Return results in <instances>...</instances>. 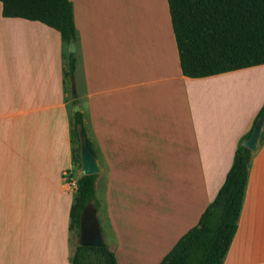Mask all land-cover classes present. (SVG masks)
Returning a JSON list of instances; mask_svg holds the SVG:
<instances>
[{
    "label": "crops",
    "instance_id": "crops-1",
    "mask_svg": "<svg viewBox=\"0 0 264 264\" xmlns=\"http://www.w3.org/2000/svg\"><path fill=\"white\" fill-rule=\"evenodd\" d=\"M111 1L71 0L73 51L45 24L3 17L0 3V264H71L75 190L64 173L77 178L83 166L118 264L159 263L215 198L264 102V63L185 76L167 0V27L158 0L155 20L131 27ZM75 105L85 130L77 165ZM222 264H264V140Z\"/></svg>",
    "mask_w": 264,
    "mask_h": 264
},
{
    "label": "trees",
    "instance_id": "trees-1",
    "mask_svg": "<svg viewBox=\"0 0 264 264\" xmlns=\"http://www.w3.org/2000/svg\"><path fill=\"white\" fill-rule=\"evenodd\" d=\"M1 15L38 21L58 31L63 43L75 38L71 0H0ZM182 74L204 77L264 63V0H167ZM75 57L66 55L64 77L74 76ZM76 100H72L75 102ZM264 119V102L249 130L234 151L232 164L215 198L197 224L180 236L157 264H222L239 219L248 172L254 152L264 140V120L256 149L242 144L258 119ZM79 130L85 135L82 113L73 112L72 162L79 164ZM87 144L89 145L88 139ZM69 228L79 237V217L94 199L95 175L76 178ZM71 264H118L106 246L76 244Z\"/></svg>",
    "mask_w": 264,
    "mask_h": 264
},
{
    "label": "water",
    "instance_id": "water-1",
    "mask_svg": "<svg viewBox=\"0 0 264 264\" xmlns=\"http://www.w3.org/2000/svg\"><path fill=\"white\" fill-rule=\"evenodd\" d=\"M73 44H70V51H73ZM71 96L77 98L76 89L73 80L71 81ZM79 109L78 105L74 106V111ZM263 117L259 118L255 124L250 136L242 141V144L250 150L256 149V144L263 124ZM79 136L82 137L83 133L79 130ZM90 170L87 166H83L82 173L89 174ZM78 245H90V246H106L107 241L104 239L99 222L96 216V210L93 207L91 200H88L84 208L82 209L79 217V237Z\"/></svg>",
    "mask_w": 264,
    "mask_h": 264
},
{
    "label": "rangeland",
    "instance_id": "rangeland-1",
    "mask_svg": "<svg viewBox=\"0 0 264 264\" xmlns=\"http://www.w3.org/2000/svg\"><path fill=\"white\" fill-rule=\"evenodd\" d=\"M156 1L157 0H113L111 2L113 9H115L119 13L122 22L123 19L126 18L127 25L131 27L133 23H138L139 21H144V20L148 21L151 14L153 15L155 20ZM158 1H159V10L161 15L160 25L161 27H167V23H165V17H164V1L163 0H158ZM79 173L81 175L82 168H80ZM66 175L67 178L73 177V172L72 173L67 172ZM73 178H75V174ZM92 205L94 207L95 205L94 202ZM71 243L73 246L78 243V237L75 229L71 230Z\"/></svg>",
    "mask_w": 264,
    "mask_h": 264
},
{
    "label": "built area",
    "instance_id": "built-area-1",
    "mask_svg": "<svg viewBox=\"0 0 264 264\" xmlns=\"http://www.w3.org/2000/svg\"><path fill=\"white\" fill-rule=\"evenodd\" d=\"M67 172L64 173V183L67 185L69 189L76 190L77 188V181L76 178L70 177L67 178Z\"/></svg>",
    "mask_w": 264,
    "mask_h": 264
}]
</instances>
